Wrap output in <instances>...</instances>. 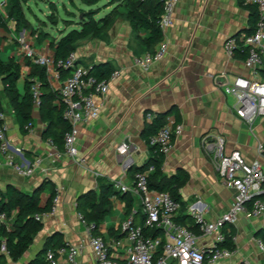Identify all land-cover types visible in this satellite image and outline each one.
I'll use <instances>...</instances> for the list:
<instances>
[{"label": "crops", "instance_id": "0c3cea01", "mask_svg": "<svg viewBox=\"0 0 264 264\" xmlns=\"http://www.w3.org/2000/svg\"><path fill=\"white\" fill-rule=\"evenodd\" d=\"M70 2L80 9L74 0ZM109 2L103 0V4L98 6L97 18L116 6ZM0 12L6 15V8ZM126 13L124 4H120L100 38L89 36L75 44L74 53L79 64L92 67L109 62L115 69L109 78L100 114L79 128L76 147L85 162L64 154L59 158L55 155L57 148L42 137L44 126L37 108L33 110L29 131L20 133L12 110L6 100H2L3 111L0 114L7 126L14 161L30 165L40 159L41 164L32 175L23 176L1 159L0 191L11 185L31 193L46 181L41 194L42 205L49 198L51 188L55 192L54 214H41L42 227L32 243L18 260L9 259L7 264H29L54 233L60 234L63 243L80 246L79 264H97L88 244L90 233L80 219L77 204L86 192L93 190L98 193L99 184L106 182L113 184L115 193L110 197L111 210L99 231L106 243L121 242L120 246H112L110 250L117 262L126 261L130 242L118 229L127 217L131 216L138 226L144 218L139 193L134 189L132 167H141L148 158V146L142 137L144 124L152 120L147 114L153 117L156 113H168L166 118L170 117L182 125V132L174 137L173 147L162 166L166 176L178 171L188 174L186 183L179 190L183 207L175 216L182 225H195L189 212L191 205L201 210L207 219L215 220L228 210L232 202L233 191L222 185L202 149L201 138L204 135L210 132L222 135L227 152L238 150L247 162L258 161L264 170V153L259 151L260 145L264 147V117L257 118L250 128L236 116L235 98L226 94L222 85L235 76H250L243 59L229 57L223 49L227 38L247 34L255 26L248 6L240 4V0H179L172 23L163 30L162 40L155 45L157 49L162 42L166 44L164 57L154 61L148 69L134 63L135 58L148 52L141 42L146 32L132 28ZM69 14L76 13L70 11ZM76 22L74 19L65 20V28H78ZM8 28V32L0 30L6 44L12 43L16 33L10 24ZM63 30L69 31L62 29L58 36L53 37L48 32L45 39L29 31L31 40L28 44L37 54L54 57L50 41L58 39ZM17 52H13L11 57L21 64L22 78L18 86L22 90L23 78L30 67L26 65L24 55L16 57ZM261 58L257 78L264 81V47ZM122 142L128 146L126 155L117 152ZM126 159H130V163L124 166ZM118 184L128 189L121 191ZM123 194L131 199L129 211ZM5 225L11 228L10 218ZM261 228H264L262 216L241 213L237 222L228 226L229 232H233L235 250L230 258L218 264H237L245 260L251 264H264V252L258 250L254 241ZM211 243V237L198 235L200 248L206 249ZM60 264H65L64 257Z\"/></svg>", "mask_w": 264, "mask_h": 264}, {"label": "built area", "instance_id": "2783aa9c", "mask_svg": "<svg viewBox=\"0 0 264 264\" xmlns=\"http://www.w3.org/2000/svg\"><path fill=\"white\" fill-rule=\"evenodd\" d=\"M179 0H161L162 12L159 19V27L165 30L173 20V12ZM6 0H0V11L6 8ZM247 5L256 8L257 20L252 32L232 36L223 43L224 52L234 56L235 49H246L243 59L244 66L249 70L250 76H235L232 80L222 83L224 92L235 98L234 111L237 117L244 120L251 128L259 117H264V81L257 78L258 70L262 64L261 52L264 42V0H244ZM166 44L161 43L152 52L134 59V63L148 69L157 60L164 57ZM25 58L46 68L49 84L57 89L64 103L63 117L69 122L70 128L64 134L63 151L56 150L59 158L64 154L80 162L76 142L80 125L96 118L101 111L105 95L108 91L109 78L99 79L88 73V68L77 62L74 52L65 59H55L48 55H39L29 45L23 49ZM69 69L64 77L62 69ZM114 73L112 74V76ZM34 107L39 104V91L37 85L32 88ZM147 117L152 118L151 114ZM2 119V115L0 114ZM31 128V124H28ZM182 132V125L172 118H166V122L156 133L150 136V144L158 145L160 151L166 156L173 147L174 137ZM49 144L53 143L47 140ZM201 146L212 163L214 170L225 187L233 191L232 202L226 212L215 220L207 219L203 212L195 205L189 207L198 232H194L185 225L177 223L174 218L181 208V202L174 199L168 192L151 190L148 188V175L153 171V166L134 172V189L139 193L144 214V226L161 229L162 237L145 236L140 226L135 225L132 217H127L120 224V230L130 242L128 254L124 263L117 262L110 248L120 246V241L113 244L106 243L103 235H92V225H86L90 233L89 246L97 264H218L221 260L231 257L233 251L220 246L225 240L228 226L234 225L241 213H249L252 216H262L264 225V200L254 197L264 193V170L258 161L247 162L238 150L227 152L225 150V138L214 132H210L201 138ZM17 151H20L17 148ZM259 151L264 153V147L259 146ZM120 155L128 152L127 143L122 142L117 147ZM4 160L12 166L16 172L23 176L32 175L35 168L40 166V159H36L30 165H22L14 161V155L10 151V142L7 135V126L0 122V160ZM130 163L126 159L124 166ZM121 191L128 188L118 184ZM1 194V191H0ZM54 201L47 213L54 214ZM42 215L36 214L35 218L41 220ZM82 220V217L80 216ZM8 216L0 211V225L6 224ZM83 221V220H82ZM198 235L211 237L212 243L206 248H200L197 244ZM233 240V237H232ZM259 251L264 252V241L261 238L254 239ZM162 244L161 252L159 246ZM0 252L6 253L5 243L0 245ZM80 246L69 243L47 248L44 253L45 264H60L64 257L65 264H79L78 255ZM237 264H251L243 261Z\"/></svg>", "mask_w": 264, "mask_h": 264}, {"label": "trees", "instance_id": "16d2710c", "mask_svg": "<svg viewBox=\"0 0 264 264\" xmlns=\"http://www.w3.org/2000/svg\"><path fill=\"white\" fill-rule=\"evenodd\" d=\"M6 15L0 12V30L9 31L8 25L13 23V28L16 32L22 28H29L30 24L25 17L23 9V0H6ZM71 1V0H70ZM101 0H80L87 6V9L80 8L78 11L80 16L76 22L78 28H73L67 32L61 31V36L58 39L50 41V47L53 49L55 59H65L71 52L75 50L77 41L86 37L92 36L100 38L103 31L111 23L116 15L117 8L120 4H124L127 13L125 17L129 20L132 28L140 29L146 32V36L142 39V44L148 52L155 50V45L163 38V31L159 27V19L162 12L161 0H110V4L116 6L102 17L97 18L100 8L97 4ZM240 4L247 5L244 0H240ZM97 6V7H96ZM251 12V21L255 25L257 20L256 8L253 5H247ZM55 9V6H52ZM53 16L49 18L52 19ZM254 26L247 33L252 32ZM33 35L37 34L41 39H45L49 34L30 29ZM0 32V42L3 39ZM234 56H246V49H235ZM26 65L30 67L29 73L23 78V89L18 86L19 80L22 78L21 64L14 58L1 57L0 47V82L2 86V94L6 99V103L12 110L19 132L26 134L30 127L28 124L33 123V96L32 88L37 85L39 91V104L37 111L39 120L43 124L42 137L50 140L53 145L63 151L64 134L69 130L70 124L63 117L64 103L60 93L53 88L48 80L46 68L38 65L27 58ZM88 73L99 79L110 78L114 73V67L109 62L95 64L92 67H87ZM69 72V69H62L61 76L64 77ZM3 111L2 101L0 99V112ZM174 112V109L171 110ZM168 113H156L153 115L150 122L144 124L142 137L148 146V158L141 167L133 166L134 172L140 171L153 166V171L148 175V188L151 190H159L168 192L174 199L181 202L180 188L186 183L188 174L184 171H178L172 176L163 174L162 166L165 160V155L160 151L158 145L150 144L149 138L157 132L166 122ZM177 116V114H175ZM0 122L3 120L0 118ZM47 182L43 181L33 192H22L14 186H7L0 194V211L5 212L10 218L11 228H7L5 224L0 225V245L5 243L7 252H0V264H7L8 260H18L29 245L32 243L35 235L42 227L41 220L35 218L36 214H42L49 211L53 204L55 192L51 188V193L45 204H41V194L46 187ZM115 193L113 184L110 182L101 183L98 186V193L93 190L86 192L82 199L78 202V210L82 220L86 225H92V235L100 234L99 227L104 218L111 210L110 197ZM126 198V208L129 211L131 207V199L127 198V194H123ZM264 200V194L260 196ZM15 212L14 215L12 213ZM174 220L179 223L178 218ZM180 224V223H179ZM186 226V225H185ZM145 236L162 237L161 229L148 228L144 226V218L140 225ZM188 227V226H187ZM194 232H198L197 226L188 227ZM120 231V228L118 229ZM233 232L226 233L225 240L220 244L235 250V244L232 240ZM256 236L264 241V228L256 232ZM63 244L59 233H54L45 241L42 249L31 259L29 264H45L44 253L47 248L55 247ZM162 244L159 246L161 252Z\"/></svg>", "mask_w": 264, "mask_h": 264}, {"label": "rangeland", "instance_id": "374dc122", "mask_svg": "<svg viewBox=\"0 0 264 264\" xmlns=\"http://www.w3.org/2000/svg\"><path fill=\"white\" fill-rule=\"evenodd\" d=\"M77 6L80 8L87 9L88 7L83 5L79 0H74ZM103 0H101L97 6H101ZM52 6H55V9H52ZM23 9L25 17L28 20L30 27L22 28L14 34L12 43H4L3 40L0 42L1 47V57L7 59L11 57L13 52H17L16 57L20 58L23 55V49L26 44L29 43L31 39L28 37V32L30 29L35 31L40 30V32H45L50 35L58 36L60 30L73 29L71 26L66 27L65 20H78L80 13L78 8L70 2V0H23ZM74 12L76 14H69ZM53 16L52 19L49 17ZM13 27V23H9ZM49 32V33H48ZM3 42V43H2ZM14 55V54H13ZM2 86L0 82V99L6 100L2 94ZM11 110V109H10Z\"/></svg>", "mask_w": 264, "mask_h": 264}, {"label": "water", "instance_id": "95a60500", "mask_svg": "<svg viewBox=\"0 0 264 264\" xmlns=\"http://www.w3.org/2000/svg\"><path fill=\"white\" fill-rule=\"evenodd\" d=\"M264 193H261V194H257V195H255L254 197H260V196H262Z\"/></svg>", "mask_w": 264, "mask_h": 264}]
</instances>
